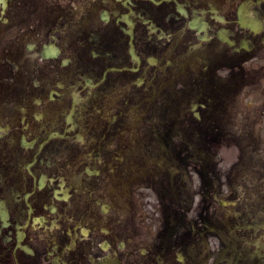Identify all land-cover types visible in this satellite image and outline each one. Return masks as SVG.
I'll return each instance as SVG.
<instances>
[{
	"label": "flooded vegetation",
	"instance_id": "flooded-vegetation-1",
	"mask_svg": "<svg viewBox=\"0 0 264 264\" xmlns=\"http://www.w3.org/2000/svg\"><path fill=\"white\" fill-rule=\"evenodd\" d=\"M261 135L264 0H0V264H264V216L219 220L239 171L214 161ZM173 172L152 190L179 224L143 234L137 186Z\"/></svg>",
	"mask_w": 264,
	"mask_h": 264
},
{
	"label": "rangeland",
	"instance_id": "rangeland-1",
	"mask_svg": "<svg viewBox=\"0 0 264 264\" xmlns=\"http://www.w3.org/2000/svg\"><path fill=\"white\" fill-rule=\"evenodd\" d=\"M170 101L175 102V99L169 100V102ZM168 127L169 130H176V127L174 126V119L168 122ZM245 141L246 143L244 145L243 151H245L246 149V153L244 155L236 154L235 157H232L231 155L221 156L214 160L217 163L218 171H223L224 169H229L231 167H237L239 171V173L233 176L234 187H226L225 184L223 190H221L220 186H217L218 201L233 200L235 201V203H237V206L232 209V212L226 213L227 220L230 221L233 226L241 222V218L245 214V211H247L248 213L250 211H255L256 213H258V215L264 216V140L260 137L256 142L254 140V137L245 136ZM138 144L139 151H142V147H140L142 146L141 140H139ZM233 150H237L236 145H234ZM163 158H165V155H163L160 144L152 143V154L149 155L150 165H161L163 162ZM166 159L167 158H165V160ZM205 160L207 161L204 162L205 169H202L200 177L196 178L193 173L190 174V180L192 182L198 181L202 183V181L204 182L209 180V172L210 166H212V160ZM169 165L170 167H175V169L179 166L178 163H175V160L172 159H170ZM183 165L184 164L182 163L180 166L183 167ZM216 177L218 183H220V177H223V182H227L225 178L226 176L224 174H217ZM169 179L177 183L181 182L180 176L174 175L172 173H170ZM186 180L190 181L188 177H186ZM149 197L150 199H148ZM148 198L144 203V210H146L145 212L154 214L153 210L155 203L152 200V195L150 194V192ZM147 215L149 216V214ZM222 219L223 215L220 214L219 220ZM147 220L148 219L146 218V216L139 219V228H143V234H145V230L148 226L146 222ZM178 220L179 219L175 217L174 222H171V224L174 225V227L170 226L171 229H176ZM144 240L146 239L144 238Z\"/></svg>",
	"mask_w": 264,
	"mask_h": 264
}]
</instances>
